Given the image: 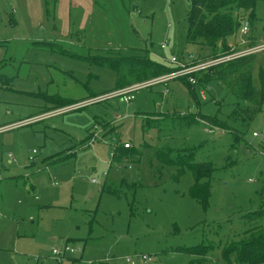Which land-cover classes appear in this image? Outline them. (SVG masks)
<instances>
[{
  "label": "rangeland",
  "instance_id": "1",
  "mask_svg": "<svg viewBox=\"0 0 264 264\" xmlns=\"http://www.w3.org/2000/svg\"><path fill=\"white\" fill-rule=\"evenodd\" d=\"M191 6L0 0V264H58L51 250L65 245L73 251L62 264H129L128 257L136 264H236L222 249L244 237L245 214L264 207V103L248 120V105L230 85L210 81L195 94L174 76L178 68L145 79L161 81L132 103L116 96L85 104L118 86L104 58H144L167 69L178 67L173 57L188 65L203 58L208 50L187 39ZM239 12L240 27L215 53L257 50L250 67L259 89L264 0ZM191 113L215 123L214 131L174 117ZM126 142L127 152L140 155L135 160L114 156ZM157 151L191 152L212 165L206 206L190 193L192 172L162 163ZM203 245L212 247L197 252ZM144 254L152 260L145 263Z\"/></svg>",
  "mask_w": 264,
  "mask_h": 264
},
{
  "label": "trees",
  "instance_id": "2",
  "mask_svg": "<svg viewBox=\"0 0 264 264\" xmlns=\"http://www.w3.org/2000/svg\"><path fill=\"white\" fill-rule=\"evenodd\" d=\"M189 1L192 6L188 15L187 39L191 43L200 42L208 50V53L199 60L221 56L215 51L219 50L220 44L228 47L229 39L235 35L240 27V9H252L256 2V0ZM233 52L236 51L233 50L228 54ZM111 59L104 58L102 59L104 62H101V64H106L107 67L116 70L119 78L116 89L132 84L136 82L135 80L144 81L154 76H162L179 68L178 66L173 69H167L159 63L137 57H118L113 61H109ZM252 60L253 53L222 62L204 71L182 76L180 79L185 81L195 94L198 88L208 84L210 81L217 80L230 85L234 93L248 105L242 111H244L245 117L251 120L262 109L264 103V77L262 78L261 88L258 89L251 85L252 70L250 64ZM194 63H196V60ZM190 76L196 77L197 82L195 84L191 82ZM47 98L52 99L50 97ZM56 101L57 99L54 103ZM174 117L180 123L183 122L185 124L199 122L197 117L208 120L203 115L196 113L179 114ZM187 117L189 118L186 119ZM92 134L90 133L91 137H93ZM130 148V144L128 147L116 146L113 154L120 160L124 156L135 160V157L140 155L135 153V151L127 152ZM157 157L164 164L178 166L179 170L189 169L194 177L190 193L203 206H206L211 195L212 165L208 162H195L191 152L178 153L172 157L169 152L162 153L157 151ZM263 217L264 207L251 210L245 214L249 228L245 230V235L241 240L232 241L222 249V258L224 260L231 262V258L235 257L236 264H264V226H257L258 221ZM211 247V245H203L202 249H197L196 251L206 253Z\"/></svg>",
  "mask_w": 264,
  "mask_h": 264
},
{
  "label": "built area",
  "instance_id": "3",
  "mask_svg": "<svg viewBox=\"0 0 264 264\" xmlns=\"http://www.w3.org/2000/svg\"><path fill=\"white\" fill-rule=\"evenodd\" d=\"M240 19H241L240 21H243L245 18L242 17ZM241 30L243 33L248 32L249 27H248L247 23L242 25ZM164 47H165V44H162V48H164ZM256 51L257 50H255V49H253V50L249 49L248 52H244V53H237V51H236V52H233L232 54L221 55V56H218L216 58L211 57V58H209V60L203 61V62H199V61H201V60H199L198 61L199 63L196 62V63L190 64V65L182 63L176 57H173L172 62L176 63L180 68L179 71L174 74V76L175 77L178 75L179 76H185V75H189V74L194 73V72L204 71V70H207L210 67L215 66L217 64H220L222 62H225V61H228V60H231L234 58L242 57L244 55H248V54H251V53L256 52ZM190 80L194 84L197 82V79L194 76H190ZM159 81H161V80L158 78H152L150 80H146V81H142V82H136V83L127 85L125 87L116 89L113 92H110L108 94L98 96V97L97 96L92 97L91 99H88V101H86L85 104L90 103V102H95V101H101V100H104L108 97H116V96L121 97V100L125 103H132V101H134V99H135V93L136 92H138L140 89H142L144 87L152 86L153 84H155ZM201 95H202L203 99H206L204 91H201ZM60 111H61V109H56L54 111L48 112L44 116L41 115L38 118L51 116L52 114H57ZM197 119L200 123L205 125V131H207V132H213L214 131L213 128H216L214 124L210 123L208 120H206L204 118L197 117ZM221 130H222V132H225V130H223V129H221ZM255 136H257L256 133H255ZM96 137H98V134L93 133V139H96ZM124 146L128 147L129 144L126 142L124 144ZM32 153L33 154L36 153V150H33ZM10 156L11 155H9V157ZM13 160L15 161V158L10 159L11 162ZM92 182L96 183L97 181H96V179H92ZM51 251H52V254L55 257V259L57 260V263L62 264V260L65 259L67 253L72 252L73 249L70 246L65 245V247L63 249H60L58 247H53ZM141 258L145 263L152 260V258L147 254L142 255ZM126 260L129 264H136L137 263V261H135L133 258H130V257H128Z\"/></svg>",
  "mask_w": 264,
  "mask_h": 264
},
{
  "label": "crops",
  "instance_id": "4",
  "mask_svg": "<svg viewBox=\"0 0 264 264\" xmlns=\"http://www.w3.org/2000/svg\"><path fill=\"white\" fill-rule=\"evenodd\" d=\"M203 99V98H202ZM205 100V99H204ZM38 116V115H37ZM116 117H119V115H116Z\"/></svg>",
  "mask_w": 264,
  "mask_h": 264
}]
</instances>
